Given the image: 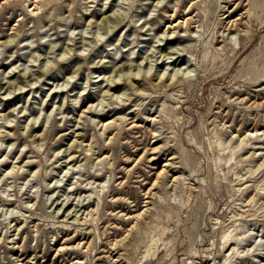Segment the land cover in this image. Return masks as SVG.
<instances>
[{
    "label": "rangeland",
    "instance_id": "374dc122",
    "mask_svg": "<svg viewBox=\"0 0 264 264\" xmlns=\"http://www.w3.org/2000/svg\"><path fill=\"white\" fill-rule=\"evenodd\" d=\"M0 264H264V0H0Z\"/></svg>",
    "mask_w": 264,
    "mask_h": 264
},
{
    "label": "bare ground",
    "instance_id": "6f19581e",
    "mask_svg": "<svg viewBox=\"0 0 264 264\" xmlns=\"http://www.w3.org/2000/svg\"><path fill=\"white\" fill-rule=\"evenodd\" d=\"M171 63V62H170ZM128 78V77H127ZM135 78V77H134ZM136 79V78H135ZM127 80H129V79H127ZM120 82V81H119ZM118 83V82H117ZM119 85V84H118ZM109 88V87H108ZM115 88H118V87H115ZM154 143H157V142H154ZM148 152H150L151 154V158H150V160H149V162L150 163H152V162H154V161H156V153L158 152V147H152V148H150L149 149V151ZM164 167H166V165L164 166ZM165 169H163L159 174H158V176H157V181H159L162 177H163V175L165 174ZM153 186V185H152ZM154 186H156V184L154 183ZM151 193H152V190L150 189L147 193H146V195H151ZM148 199V198H147ZM141 217H143V214H140V215H137L136 217H131V218H129V219H139V218H141ZM140 220V219H139ZM231 236H229V235H225V237L224 238H230ZM227 244V241L224 243V245H226Z\"/></svg>",
    "mask_w": 264,
    "mask_h": 264
}]
</instances>
